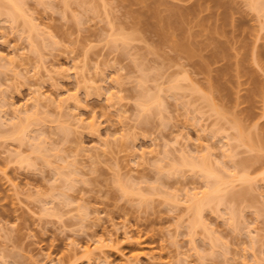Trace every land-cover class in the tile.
<instances>
[{
	"label": "rangeland",
	"instance_id": "obj_1",
	"mask_svg": "<svg viewBox=\"0 0 264 264\" xmlns=\"http://www.w3.org/2000/svg\"><path fill=\"white\" fill-rule=\"evenodd\" d=\"M13 1L28 17L0 15V264H264V28L250 0ZM175 6L200 7L161 39L150 24ZM118 32L133 40L112 43ZM15 106L35 113L20 139ZM202 156L247 181L196 220L185 196L206 179L180 164Z\"/></svg>",
	"mask_w": 264,
	"mask_h": 264
},
{
	"label": "bare ground",
	"instance_id": "obj_2",
	"mask_svg": "<svg viewBox=\"0 0 264 264\" xmlns=\"http://www.w3.org/2000/svg\"><path fill=\"white\" fill-rule=\"evenodd\" d=\"M2 1L4 2V1H8V0H2ZM13 2H14L13 0H11V3L8 1L7 4H9V5H6V2H5L6 7L8 6V10H5L4 13H2L3 6H2V4H0V15L1 14L5 15V17L7 19L9 18V20L12 23H13V21H15V23H16L19 19L25 18V16H27V14L24 16L25 12H24V10H22L21 5L17 1H15V4ZM16 4H18V5H16ZM154 4H155V6L158 7L160 5L159 4V0L154 1ZM249 4H250L249 6H251V10H253L255 12H258V13H256V16L258 17L259 23H263L262 25L260 24V28L263 29L264 27H262V26H264V22H260V18H263V20H264V0H250ZM10 5H11V9L9 8ZM175 7H171V9L169 11V14L167 16H165V17H163V16L162 17L161 16L160 17L159 16H155V19H156V20H154L155 22L153 21L150 24V26H151L150 28L155 29V32L157 33L158 36L161 37V39H165L167 36H169L168 35L169 33L171 34V32H172V34H174V32L176 34L179 33L178 34L179 36H181L180 34L184 33V31L187 32V30H188L187 29V24H188L187 21L189 20L190 17H192V14H194L196 12L197 8H199L200 6H197V8L195 6H187V7L181 8V9H179L177 7L175 8ZM155 9L156 8L154 7V9H152V10H153V12L157 13V11H155ZM150 13L153 14L152 12H150ZM150 13L149 14H140L139 13L140 14L139 17H145L150 22V20H152V19H149L150 16H151ZM155 15H157V14H155ZM17 18H18V20H17ZM156 21H157L158 25L155 24ZM26 24H27V21H26ZM155 25L158 26V27H156ZM35 29L36 28H34L33 30H35ZM29 30L32 31L30 26H29V29H27V31H29ZM30 31L28 33H30ZM121 36H123V37H121ZM184 36L185 35H183V38H184ZM129 37L130 36H128V39H127V35H124V34L121 35L118 32L113 37H111V41H112V43H114V42H116V40H118L120 42L122 41L125 45H127V42L133 40L132 37H130V39H129ZM180 42L178 41V43H177V41H176V43L174 42L175 43L174 45L177 48H179L180 50L184 51L185 53H186V51H188V53H186V54L192 56L193 53L192 52L189 53V49H190V51H192L191 47H190V44H188V43L184 44L182 42V39H181ZM124 44H122V45H124ZM19 55L20 54H17V57ZM15 57H16V55H15ZM0 58L4 59L1 56H0ZM7 62H8L7 65H14L15 59H13V58L7 59ZM2 66H3V64H2ZM46 73L50 74L51 71L47 70ZM171 87L174 88L173 86H171ZM171 87L169 86V88H171ZM144 96H145L143 98L144 100L142 101V103L140 102V104H139L140 105V109L144 113H149V112H151L150 110L153 108V106L156 105V103H158V97H156V94H150V95L149 94H145ZM31 100H32V102H31L32 107L35 108V110H33V111L36 112L37 111L36 108L38 107V102H39L40 99L38 97H33V98H31ZM63 101H70V102L72 101L73 103L72 102L71 103L74 106H75V104L77 106V101H76V99H74V96L73 97L70 96L66 100H63ZM8 105H14V104L13 103L12 104L7 103V104L4 105L5 107L7 106L8 109H10V107ZM26 109L27 110H23V109L21 110V107L19 108V106L18 107L15 106V108H13L12 111L10 110V112L12 113L10 115H12V118L14 119L13 121H15V122L12 123V120H9L10 117L6 119V120L9 121V124L12 123V125H13V128H11V126H10V129H9V132H8L10 136L19 138L20 134L21 135L24 134V136L26 135V131H27L26 127H27V125L30 124L29 121H31L33 119L34 115H35V113H34V115L29 114L30 110H28V108H26ZM147 111H149V112H147ZM3 112H6V113H4V116H6L7 115V110H4ZM30 113H32V110H31ZM28 122H29V124H28ZM88 124H89V127L93 126V122L92 121H90ZM11 129H12V133L10 134ZM23 137L20 136V138H23ZM239 137H240V134H239ZM239 141L243 142L242 139L241 140L239 139ZM200 158L201 159L198 158V160L193 161L192 163L188 162L189 160L187 161L186 158H183L184 160L181 159V164H180L181 166L185 165V164L187 166V164H188V167H190L191 169H194V170H196V168L199 169V172L202 173V175L200 173L201 177H204L206 179V180H204V181H206V184H207L206 191H204V192H202L200 194L197 193V192H194V194H188L187 193L186 196H185L186 202H187L186 206L188 207L187 209H190V211L193 213V215L195 214V217L197 216L196 220H198L200 218L199 214L202 212V210L205 207H208L213 202H216V204H221V202H223L222 199H225L224 196H226V193H224L225 195L224 194L222 195L223 187L226 186L227 184H229L230 180L234 181L235 178H237L236 173L233 172V174H230V178L232 176H234V177H232L233 179L229 178V180H227V182H226V180L224 181L223 180L224 178L221 179V177H223V176H221V174L219 176V173H216V171L214 169H212L210 166H208V163H209L207 161L208 157L202 156ZM17 159H19L20 163H25L26 165L30 164V163H28L29 162L28 159L23 158L20 155L17 156ZM182 162H183V164H182ZM245 175H246L245 173H241V174L238 175L237 179L241 178L243 181H247V177ZM211 178H213V179H211ZM209 179L212 180L211 183H207ZM233 181H231V183ZM243 181H241V182H243ZM241 192H243V191H241ZM241 192H233L234 193L233 194L234 197L231 195V199H233L232 201H235L236 197H240L242 195ZM237 193H239L241 195L238 196ZM198 216H199V218H198ZM196 223L198 224V223H201V222L198 221ZM252 241L254 242L253 239H252ZM94 247L92 248V250H90V248H85L84 247L83 248V251H84L83 253L85 255L89 256V258H91L92 255H96V253H94L93 250H96L97 254H99L100 252H101L100 254H102L103 251H104V247L105 246L102 243L99 242L98 246L96 245V247L95 248ZM133 257H135V256L133 255ZM92 258H93V256H92ZM126 261H127V263H130L129 260H125V262Z\"/></svg>",
	"mask_w": 264,
	"mask_h": 264
}]
</instances>
